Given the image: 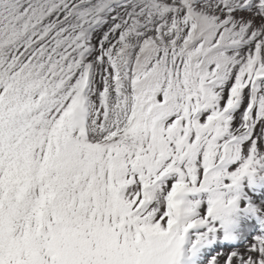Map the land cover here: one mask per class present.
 <instances>
[{
  "label": "snow or ice",
  "instance_id": "6c2138e0",
  "mask_svg": "<svg viewBox=\"0 0 264 264\" xmlns=\"http://www.w3.org/2000/svg\"><path fill=\"white\" fill-rule=\"evenodd\" d=\"M0 264H264V0H0Z\"/></svg>",
  "mask_w": 264,
  "mask_h": 264
}]
</instances>
